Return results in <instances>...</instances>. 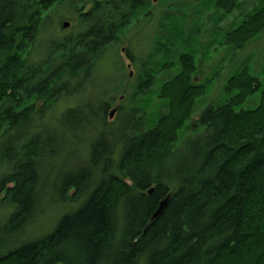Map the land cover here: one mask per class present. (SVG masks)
<instances>
[{
    "label": "trees",
    "instance_id": "1",
    "mask_svg": "<svg viewBox=\"0 0 264 264\" xmlns=\"http://www.w3.org/2000/svg\"><path fill=\"white\" fill-rule=\"evenodd\" d=\"M68 1L86 30L53 43L33 66L25 58L42 19L66 0H0V211L7 210L0 220V264H264V86L258 70L243 62L226 79L221 100L207 102L220 68L196 82L203 31L197 22L186 28L162 17V35L146 58L157 63L143 70L136 86L139 99L127 114V134L117 138L116 160L114 145L100 133L85 167L61 172L47 185L50 175L43 178L42 171L62 146L57 132L37 133L39 103L75 93L102 52L148 14L145 0ZM239 2L195 4L209 20L205 58L220 49L232 57L264 31V0L219 27ZM99 111L103 120L106 105ZM89 115L69 109L60 126L77 133ZM168 195L163 214L150 224ZM53 197L78 207L49 233L26 237L31 219Z\"/></svg>",
    "mask_w": 264,
    "mask_h": 264
},
{
    "label": "rangeland",
    "instance_id": "2",
    "mask_svg": "<svg viewBox=\"0 0 264 264\" xmlns=\"http://www.w3.org/2000/svg\"><path fill=\"white\" fill-rule=\"evenodd\" d=\"M147 3L146 14L143 13L138 20L132 22L123 32L117 43L107 47L96 59L91 67V74L86 81H82L81 86L75 93L69 96H60L52 99L49 103H39L38 110L41 111V121L37 133L43 131H55L59 134L61 150L57 157L46 165L42 171V177L48 178L49 183L44 179L41 186L49 185L55 180L56 175L77 166L85 167L88 160L90 143L99 136L100 133L106 132L107 138L114 145L113 162L120 151V141L118 137L127 134L125 124L129 123V114L136 106L139 97L136 95V86L142 78L143 70H152L155 68L157 60L148 63L146 58L151 53L157 35L162 17H171L181 20L188 28L192 23L200 24L203 31L199 36L200 52L197 59L199 78L208 76L210 72L220 68L219 75L213 80L206 101L217 103L223 97V87L226 79L240 67L243 62H247L249 67L258 70L256 77L261 87L264 86V72L259 70L264 66V31L249 42L242 51L230 56L225 49L210 51L208 58L202 55V45L209 40L208 28L209 20L207 15H202L195 11V4L202 0H145ZM257 2V0H240L238 9L228 16L220 25V28L229 26L237 21L244 13ZM82 14H85L90 8L91 3L84 6ZM69 4V1L53 6L44 15L38 33L36 34L35 43L27 52L26 60L30 65H37L47 57L52 44L59 42L63 38H75L83 33L88 24L81 20V13L75 12ZM166 20V19H165ZM63 23H67V28H63ZM166 23V21H164ZM187 29H184V31ZM187 33V31H185ZM129 57V58H128ZM175 57H172V59ZM163 59V58H162ZM160 77V76H159ZM158 78V76H157ZM156 78V80H157ZM161 79V78H160ZM159 80V78H158ZM153 91L156 90L154 86ZM140 96V95H139ZM137 97V98H136ZM259 93L253 97L252 101H257ZM155 101V99H153ZM250 101V100H249ZM106 105V115L101 120L99 106ZM249 102L242 105L241 109H246ZM81 108L84 112L90 114V119L82 125L77 133H69L60 126L62 114L69 109ZM111 111H114L110 117ZM140 117L134 116V119ZM197 118L194 117L193 121ZM88 120V115H87ZM126 122V123H125ZM84 126V127H83ZM76 129V127H73ZM190 133H188L189 135ZM58 165H61L60 167ZM48 167V168H47ZM99 179L98 171L93 179V185ZM46 183V184H45ZM71 197V191L68 193ZM51 199V198H49ZM45 203L40 214L35 215L27 226L26 237H38L49 233L60 216L67 211L74 210L78 207V202L61 205L54 203V197ZM6 211H0V220L6 215ZM75 211V210H74Z\"/></svg>",
    "mask_w": 264,
    "mask_h": 264
},
{
    "label": "water",
    "instance_id": "3",
    "mask_svg": "<svg viewBox=\"0 0 264 264\" xmlns=\"http://www.w3.org/2000/svg\"><path fill=\"white\" fill-rule=\"evenodd\" d=\"M68 24L67 23H63L62 27L65 29L67 28ZM114 111H111L110 113V117L113 115ZM153 192V187L150 188L147 192L146 195H150ZM170 199V195L166 196V198H164L162 201L159 202L158 207L156 209V211L153 213V215L150 218V224L153 223L155 220H157L164 212L168 201Z\"/></svg>",
    "mask_w": 264,
    "mask_h": 264
}]
</instances>
